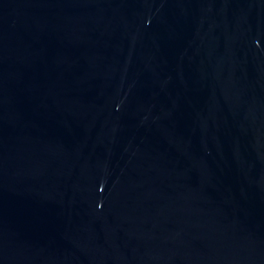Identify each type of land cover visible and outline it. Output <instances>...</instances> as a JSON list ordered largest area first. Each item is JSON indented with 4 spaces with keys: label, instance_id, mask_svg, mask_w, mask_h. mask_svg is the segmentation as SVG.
<instances>
[{
    "label": "water",
    "instance_id": "95a60500",
    "mask_svg": "<svg viewBox=\"0 0 264 264\" xmlns=\"http://www.w3.org/2000/svg\"><path fill=\"white\" fill-rule=\"evenodd\" d=\"M0 264H264V0H0Z\"/></svg>",
    "mask_w": 264,
    "mask_h": 264
}]
</instances>
